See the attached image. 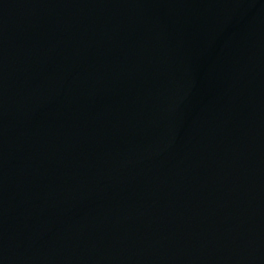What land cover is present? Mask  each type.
<instances>
[{"label": "water", "instance_id": "water-1", "mask_svg": "<svg viewBox=\"0 0 264 264\" xmlns=\"http://www.w3.org/2000/svg\"><path fill=\"white\" fill-rule=\"evenodd\" d=\"M0 264H264V0H0Z\"/></svg>", "mask_w": 264, "mask_h": 264}]
</instances>
